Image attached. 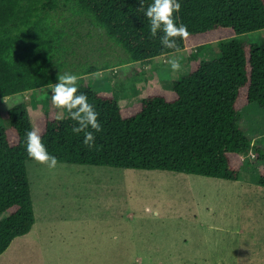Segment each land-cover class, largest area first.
<instances>
[{
    "label": "trees",
    "instance_id": "trees-1",
    "mask_svg": "<svg viewBox=\"0 0 264 264\" xmlns=\"http://www.w3.org/2000/svg\"><path fill=\"white\" fill-rule=\"evenodd\" d=\"M153 0H143L144 9ZM176 23L187 26L190 72L171 89L152 86L145 98L121 106L111 93L94 90L87 77L92 65L76 67L77 46L84 36L76 25L89 24L116 46L129 63L147 62L174 52L151 37L140 0H0V99L58 83V75L80 78L79 93L99 113L102 131L95 148L84 134L72 132L68 113L57 119L53 105L34 124L24 103L8 111L0 126V256L18 237L30 234L36 217L27 162L25 134L33 127L58 163L139 170H163L238 181L245 165L241 154L254 151L261 163L264 149L238 124L252 103L264 110V42L246 44L235 37L264 30V0H178ZM214 42L220 55L203 60ZM71 48H70V47ZM91 130V129H89Z\"/></svg>",
    "mask_w": 264,
    "mask_h": 264
},
{
    "label": "rangeland",
    "instance_id": "rangeland-1",
    "mask_svg": "<svg viewBox=\"0 0 264 264\" xmlns=\"http://www.w3.org/2000/svg\"><path fill=\"white\" fill-rule=\"evenodd\" d=\"M75 31L84 39L77 46L81 62L71 69L96 67L88 83L123 107L144 98L149 87L171 89L172 81L190 72L189 50L129 63L100 30L77 24ZM235 38L262 44L264 30ZM218 45L209 44L201 58L218 57ZM173 56L182 66L177 73L164 62ZM50 96L45 87L0 99V126L9 125L8 111L21 103L35 124L52 106ZM238 124L253 146L264 149L258 103L241 110ZM251 151L241 154L245 165L238 181L84 164L49 169L29 161L36 222L0 256V264H264V187L261 163Z\"/></svg>",
    "mask_w": 264,
    "mask_h": 264
},
{
    "label": "clouds",
    "instance_id": "clouds-1",
    "mask_svg": "<svg viewBox=\"0 0 264 264\" xmlns=\"http://www.w3.org/2000/svg\"><path fill=\"white\" fill-rule=\"evenodd\" d=\"M141 7L139 11H144V15L149 21L151 37H157L158 32L162 33L159 37L162 47L179 51L178 40L186 41L190 33L184 24L177 25L176 13L181 11V4L178 0H153V2L144 9L143 0H140ZM172 73L181 71L180 60L172 57L167 61ZM58 83L47 85L51 89L50 100L52 105L59 110L57 119L62 118L66 111L69 118L75 122L72 132L79 135L84 134L83 143L88 148H95L96 137L94 133L102 131V125L98 122L99 113L95 107L89 103L87 95L79 93L78 80L75 74H59ZM91 129V130H89ZM26 151L30 159L47 166L49 169H55L58 166L56 157L49 154L45 147L40 130L33 127L25 134ZM251 152L254 153L252 150Z\"/></svg>",
    "mask_w": 264,
    "mask_h": 264
},
{
    "label": "crops",
    "instance_id": "crops-1",
    "mask_svg": "<svg viewBox=\"0 0 264 264\" xmlns=\"http://www.w3.org/2000/svg\"><path fill=\"white\" fill-rule=\"evenodd\" d=\"M165 56H166V55H165ZM163 57H164V56H163ZM167 61H168V60H166V59L164 60V62H167ZM145 63H148V62H145ZM154 80H155V79H154ZM172 83H173V81H172ZM147 89H148V88H147ZM146 95H147V93H146ZM146 95H145V97H146ZM145 97H144V98H145ZM141 99H143V98H141ZM119 103H120V102H119Z\"/></svg>",
    "mask_w": 264,
    "mask_h": 264
}]
</instances>
